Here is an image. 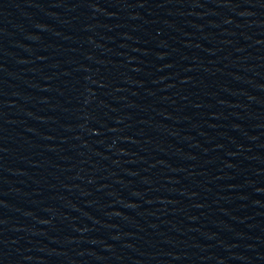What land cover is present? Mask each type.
<instances>
[{"label":"water","instance_id":"obj_1","mask_svg":"<svg viewBox=\"0 0 264 264\" xmlns=\"http://www.w3.org/2000/svg\"><path fill=\"white\" fill-rule=\"evenodd\" d=\"M0 264H230L180 0H0Z\"/></svg>","mask_w":264,"mask_h":264}]
</instances>
